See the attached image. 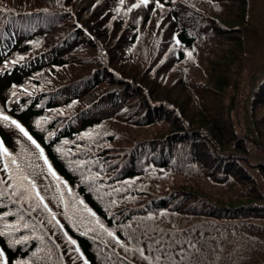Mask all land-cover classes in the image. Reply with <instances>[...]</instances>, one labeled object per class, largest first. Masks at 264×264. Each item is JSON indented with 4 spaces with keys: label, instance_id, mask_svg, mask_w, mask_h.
Wrapping results in <instances>:
<instances>
[{
    "label": "trees",
    "instance_id": "16d2710c",
    "mask_svg": "<svg viewBox=\"0 0 264 264\" xmlns=\"http://www.w3.org/2000/svg\"><path fill=\"white\" fill-rule=\"evenodd\" d=\"M8 1L0 105L39 148L0 125V264H264V0L243 25L240 0H106L79 24L73 0ZM17 164L52 215L14 195Z\"/></svg>",
    "mask_w": 264,
    "mask_h": 264
},
{
    "label": "rangeland",
    "instance_id": "374dc122",
    "mask_svg": "<svg viewBox=\"0 0 264 264\" xmlns=\"http://www.w3.org/2000/svg\"><path fill=\"white\" fill-rule=\"evenodd\" d=\"M2 1H5V0H0V3L5 4ZM34 1H36V0H34ZM73 1H74V7L71 9V10H73L71 12V14L74 16V19H75L74 23H76V24L81 23V20H83V19L91 18V16L93 14H95L96 12L102 11V9L105 7V2H106V0H101V1H99V0H73ZM139 1H141V0H139ZM254 1H255V6H257V7H259L261 9L262 6H263L262 0H254ZM22 3H23V0H9L8 1V4L12 7L13 10H16L20 6V4H22ZM155 5L157 6V4H155ZM226 12H227V14H226L227 16L225 15L226 21L228 20L230 24L237 23V24L243 25V22H245L244 21L245 20V15L247 13L246 4H245V2H243V0L236 1L234 6L231 7L230 10H227ZM253 16L255 17V14ZM155 17H158V15H154L152 18H155ZM37 26L38 25L34 24V25H32L31 29H35ZM86 32L88 33V35L91 37V39L94 42H100V43L104 42V39L101 37V35L99 34V32L97 30L93 31V30H91V28L90 29L88 28V29H86ZM50 36H51L50 38H56V34L55 33H52V35H50ZM225 44L226 43H223L222 47H223L224 51L228 53L229 46H227ZM2 49H4V47L0 48L1 52L3 51ZM25 58H27V56L24 57V59ZM27 60L28 59H26V62H27ZM11 62L12 61H9V60L8 61L2 60L1 63H0V72L2 70H5L6 67ZM220 68L224 69V70H228V68L226 66V60H225V62L224 61L221 62ZM219 74L222 75V71H219ZM53 80H56V78L53 77V79L49 80L48 83L52 84ZM111 87L112 86H110L109 88H111ZM36 89L39 90L38 92H40V91H42L43 86H39ZM19 90H20L19 94H17V93L15 94L14 90L12 91V93L14 95H12L11 97H9L7 99V102H6L7 106L12 107L13 104L18 99L17 96L23 95L24 91H27V88L19 87ZM100 91H102V89H98L96 91H93V92L89 93L88 95H86L83 98V102L84 103L92 102V99L94 100L95 97L99 94ZM171 92H173V93H169L167 90H164L162 92L163 93L162 94L163 99L170 100L171 99L170 98L171 95H174V93L176 95H179L180 93L183 92V89L181 90L180 88H176L174 91H171ZM213 93H215V92H213ZM215 94H218V93H215ZM0 114H2L4 116H7V114L4 112L3 108L1 107V105H0ZM189 117H191V115H189ZM10 121H12V120L11 119H9V121L0 120V125H6L10 130H12L13 133L15 134L14 136L17 137V138H20L22 140V142L24 143V145H26L28 147H31V145L36 147V145H37L36 142H35V144H33L32 141H34V140L33 139L29 140L27 137H25L19 131V129H17L15 127V125H12L10 123ZM206 127H207V131L208 132H210L212 135L215 134L216 131L214 130V127H213V125L211 123H206ZM0 144H2V146L4 148L3 140L1 139V137H0ZM29 150L34 155H36V157H37V154L34 153L33 149H29ZM39 158H40L41 163L46 166L45 161L43 159V156H41L40 153H39ZM5 160H6V158H5ZM199 183L200 184H204V183H201V182H199ZM206 190L209 193L212 189L210 187H207ZM77 204L79 205V202ZM154 226H157V225L154 224Z\"/></svg>",
    "mask_w": 264,
    "mask_h": 264
},
{
    "label": "snow or ice",
    "instance_id": "6c2138e0",
    "mask_svg": "<svg viewBox=\"0 0 264 264\" xmlns=\"http://www.w3.org/2000/svg\"><path fill=\"white\" fill-rule=\"evenodd\" d=\"M121 2H123V0H121ZM149 3V0H141L140 3H137L135 5H133V7H136V8H139L141 7V5L143 6H147V4ZM159 6V5H158ZM190 55V54H189ZM0 120H3V121H9V117L7 116H4L2 114H0ZM10 123L12 125H15V127L17 129H19V131L25 136L27 137L29 140H31L32 138L28 135V133L15 121V120H12L10 121ZM33 144H35V141H32ZM67 143V141L65 142ZM37 148H39V145H36ZM0 152L3 153V155L5 156L6 160H5V163L7 165L8 161H11L13 164H16V158L11 156L7 149H4L2 144H0ZM40 154L41 156H43V150L41 149L40 151ZM45 164H47V160L45 159ZM7 170V169H6ZM48 171L49 173L52 175V176H55V173L52 172L51 170V167L49 166L48 168ZM16 172H17V176H13L12 173H9V178L12 179L13 181H17L19 180V183H15L14 184V188L16 189V191H14V195H19L20 194V189H23L24 192L28 193V196L29 198H31L32 194L35 193V196L38 200V204H43V207L49 212L50 215L51 214V210L48 209V206L47 204H44V201H43V197L40 196L39 192L36 191V184L29 179V177L27 175L24 174V172L21 170V167L20 165H16ZM57 180H59V178L57 177L56 178ZM24 181L27 182V185L24 184ZM0 183H3L2 181H0ZM57 188L59 189V184L57 185ZM52 219H55L54 216H52ZM4 233H0V235H3ZM109 236H112L113 234L111 232L108 233ZM71 243H75V241H71ZM117 243H119V241H117ZM0 256H2V253H0Z\"/></svg>",
    "mask_w": 264,
    "mask_h": 264
},
{
    "label": "bare ground",
    "instance_id": "6f19581e",
    "mask_svg": "<svg viewBox=\"0 0 264 264\" xmlns=\"http://www.w3.org/2000/svg\"><path fill=\"white\" fill-rule=\"evenodd\" d=\"M99 1H101V0H99Z\"/></svg>",
    "mask_w": 264,
    "mask_h": 264
}]
</instances>
